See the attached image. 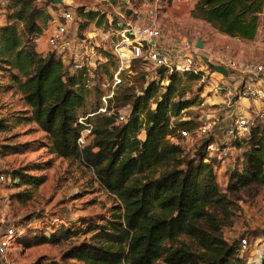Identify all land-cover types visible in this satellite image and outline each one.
I'll return each mask as SVG.
<instances>
[{"label":"trees","instance_id":"trees-1","mask_svg":"<svg viewBox=\"0 0 264 264\" xmlns=\"http://www.w3.org/2000/svg\"><path fill=\"white\" fill-rule=\"evenodd\" d=\"M6 1L0 64L28 109L20 119L45 134L50 154L90 169L100 188L118 199L108 219L91 223L87 240L49 264H67L64 259L73 260L71 264H245L237 251L238 238L225 240L220 235L223 213L217 209L223 211L230 201L216 182L214 160H205L201 144L189 153L171 141L179 131L192 133L199 124L174 120L192 105L184 98L186 83L199 76L171 74L166 86L160 85V74L143 81L138 93L129 96L125 122L113 123L117 112L98 116L90 140L79 148L76 140L82 127L77 119L86 114L89 83L96 74L108 75L112 67L114 74L115 59L103 53V62L93 69L71 71L54 54L41 56L32 40L47 23L45 10L34 0ZM263 5L264 0H197L190 16L229 38L252 41ZM82 17L96 20L97 14L86 12ZM140 130L143 138L138 139ZM242 143L240 162L227 172V191L251 183L264 186V126L256 123ZM17 174L24 184L43 181L42 176ZM67 232L63 237L50 232L35 244L58 242Z\"/></svg>","mask_w":264,"mask_h":264},{"label":"rangeland","instance_id":"rangeland-1","mask_svg":"<svg viewBox=\"0 0 264 264\" xmlns=\"http://www.w3.org/2000/svg\"><path fill=\"white\" fill-rule=\"evenodd\" d=\"M7 2L4 1V10L0 13V27L3 20L7 23ZM142 2L143 0H58V3L44 5V0H34L35 6L44 9L47 15L44 29L32 40L35 52H39L41 56L47 54L44 47L41 51L42 34L46 28L60 22L64 13H69L72 19L67 24L68 35L74 40H88L95 63L103 62V53L112 55L117 42L116 32L123 28L128 30L129 26L138 28L154 23L167 36L174 32L181 36L180 39L184 38L192 44L199 39L209 42L208 30L196 20L185 17L179 23L171 24L164 17L165 13L157 12L151 19L141 7ZM86 12L96 13V20L83 18L82 14ZM166 12L171 13L170 10ZM138 13L142 15L140 18L136 15ZM260 18L256 36L260 42H264V16ZM17 26L18 31H21V25ZM199 54L203 60L201 64L206 65L207 70L198 80L186 83L189 91L184 98L191 101L192 105L180 118H174L176 122L189 119L198 124V120L208 112L222 108V102L219 98L214 100V93L208 87L209 79L213 81L210 82L211 86L216 85L218 76L212 74V66L218 63V59L209 58L205 53L198 52ZM111 61L114 62L113 59ZM128 70L130 73L121 74L116 85H113V67L109 69L108 75L96 74L90 81L86 114L80 118L88 117L85 123L91 128L98 116L116 112L117 115H125L130 106L129 96L138 93L140 87L144 86L143 81L154 79L150 64L133 61ZM180 82L184 84V78ZM96 90L100 94L95 93ZM95 106L98 107L96 111ZM99 109L104 111L98 113ZM24 110L28 109L19 93L11 88L9 73L0 64V125L5 126L0 129V172L8 174V180L5 178L0 181V225L13 226L17 236L16 243L8 252V260L11 264H49L60 261L69 247L87 240L92 235L88 231L91 223L100 224L108 219L112 205L118 199L100 188L90 169L77 161L50 154L45 134L33 123L20 119L24 117L21 114ZM113 121L116 124L114 118ZM142 135L143 131L140 130L136 137L141 139ZM89 140V135H85V143ZM198 146L197 141L193 140L185 152L191 153ZM240 147L235 158L238 162L244 149L243 143ZM225 169L229 170L226 166L215 171L221 193L230 201L223 211L217 209L219 213H223L220 235L225 240L245 237L249 247L245 252L239 253V256L245 259V264H250L251 256L264 248V186L251 183L236 191H227ZM17 173L42 176L43 181L39 185L24 184L20 182ZM53 218L57 220L53 221ZM65 229L68 232L58 242L35 244L38 237H48V233L53 231L55 237H63ZM255 237L260 239L255 242ZM64 262L71 264L74 261L64 259Z\"/></svg>","mask_w":264,"mask_h":264},{"label":"built area","instance_id":"built-area-1","mask_svg":"<svg viewBox=\"0 0 264 264\" xmlns=\"http://www.w3.org/2000/svg\"><path fill=\"white\" fill-rule=\"evenodd\" d=\"M4 1L0 0V13L4 10ZM141 7L148 6L143 1ZM154 13L153 8H149L147 11V15L151 19L155 17ZM260 16H264V5ZM70 21H72L70 14L64 13L61 16V21L47 31L45 43L48 53L57 56L71 71L93 69L96 63L92 60V47L88 40H74L68 35L67 24ZM118 26L120 27V25ZM116 35L117 42L112 53L116 62L113 85L119 82V74L128 71L129 64L133 61L150 64L154 79L159 76L156 74V70L162 68L159 73L162 76L161 86L168 84L167 77L171 74L200 77L207 70L206 65L201 64L196 45L187 40H182L172 50L158 47L155 40L160 38V31L154 23L138 28L129 26L128 30L126 28L118 29ZM219 66L226 70V76L223 77L216 73L212 66V74L218 78L215 86H211L210 82L213 81L209 79L208 87H211L210 91L216 96L222 97V109L211 111L200 118L198 126L192 133L179 131L178 135L171 139L184 151L189 144L193 143V140L203 145L205 160H214V173L222 167L227 166L230 171L238 165L240 161L235 159L237 151L243 140L249 135L251 128L256 123L264 126V66L252 60L242 62L226 60ZM240 100H249L258 105L254 112L252 111L249 115L244 114L238 104ZM102 102H104V98H102ZM245 110L248 111V108ZM103 111L104 109H99L98 113ZM127 114L128 111L125 115H117L115 122L124 123ZM87 118H80L77 121L82 127L76 140L79 148L84 146V137L89 134L91 129V126L85 123ZM5 178L8 180V174L0 172V181ZM52 220L56 221L57 219L53 218ZM16 239V231L13 226L0 225V264H11L8 260V252L16 243ZM248 247L249 242L245 237L238 238V253L245 252Z\"/></svg>","mask_w":264,"mask_h":264},{"label":"crops","instance_id":"crops-1","mask_svg":"<svg viewBox=\"0 0 264 264\" xmlns=\"http://www.w3.org/2000/svg\"><path fill=\"white\" fill-rule=\"evenodd\" d=\"M143 1L146 2L148 7H145V8L142 7V8H144L146 11H148L149 8H153L155 10V13H154L155 15H156V12L159 14L165 13L164 17L168 19L171 24H173V22L179 23L181 19L185 17L191 20H196L190 16L193 6L195 5L194 2L196 0H152L151 2L150 1L148 2L146 0H143ZM168 10H170L171 13H167L166 11ZM180 11H182V13H180ZM137 16L138 18H140L142 15L138 13ZM196 21L200 23L202 26L206 27V29L208 30V33L210 34L209 42L208 40L203 41L199 39L201 48L198 50H199V53L207 54L209 58L218 59L217 61L218 63L213 66H219V64L224 63L226 60H232L235 62L252 60V61H257L264 66V42H260V40H258V36H255V38L252 41H241V40L229 38L223 34L216 32L208 24L202 21H199V20H196ZM5 23H6L5 20H3V25H5ZM51 28L48 27L45 29V31L42 34L43 42L40 43L41 51H43V47H44L46 49V53H48V49L45 43V35L47 31L50 30ZM159 31H160V38L155 40V44L158 47L172 50L176 48L182 40H185L184 38L180 39L181 36H178L174 32H170L169 36H167L165 31L163 30L161 31L160 29ZM197 41L198 40H196L195 45H197L198 43ZM37 53L40 54L39 52ZM45 55L46 54H42V56H45ZM199 57L201 61L203 62L200 54H199ZM213 95H214L213 97L214 100L219 98L221 101L222 97L216 96L215 94ZM238 104L241 107V111H243L244 114L247 113L248 115L252 111L254 112V110L256 109L258 105L249 100H240ZM245 108H248V111L245 110ZM224 111L227 114V111L225 109ZM209 113L210 112H208L207 114ZM141 138H143V135L141 136ZM257 239H260V238L255 237L254 241L256 242Z\"/></svg>","mask_w":264,"mask_h":264},{"label":"water","instance_id":"water-1","mask_svg":"<svg viewBox=\"0 0 264 264\" xmlns=\"http://www.w3.org/2000/svg\"><path fill=\"white\" fill-rule=\"evenodd\" d=\"M44 1H45V2H49V3H58V0H44ZM124 1H126V0H124ZM196 48H197V49H200V48H201V46H200V41H198V43H197V45H196ZM213 69H214V71H215L216 73L222 75L223 77L226 76V70H225L223 67H221V66H214ZM161 71H162V68H158V69L156 70V74H159ZM259 264H264V258H261V259H260Z\"/></svg>","mask_w":264,"mask_h":264},{"label":"bare ground","instance_id":"bare-ground-1","mask_svg":"<svg viewBox=\"0 0 264 264\" xmlns=\"http://www.w3.org/2000/svg\"><path fill=\"white\" fill-rule=\"evenodd\" d=\"M251 257L250 264H259L260 259L264 258V249L261 248L260 251L255 252Z\"/></svg>","mask_w":264,"mask_h":264}]
</instances>
